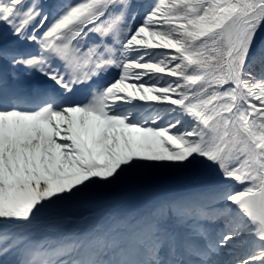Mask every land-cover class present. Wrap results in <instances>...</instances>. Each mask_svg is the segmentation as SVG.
Masks as SVG:
<instances>
[{"label": "snow or ice", "instance_id": "snow-or-ice-1", "mask_svg": "<svg viewBox=\"0 0 264 264\" xmlns=\"http://www.w3.org/2000/svg\"><path fill=\"white\" fill-rule=\"evenodd\" d=\"M194 165L207 184L49 226ZM0 264H264V0H0Z\"/></svg>", "mask_w": 264, "mask_h": 264}, {"label": "bare ground", "instance_id": "bare-ground-1", "mask_svg": "<svg viewBox=\"0 0 264 264\" xmlns=\"http://www.w3.org/2000/svg\"><path fill=\"white\" fill-rule=\"evenodd\" d=\"M178 182H180V180H178ZM145 186L149 187V189H152L151 190L152 193L145 194V196L147 195L148 197H151L156 201L161 199V198L173 196L174 194H176L178 192L177 181L175 179L169 178V177L159 178L158 180H155L151 183H145ZM136 188H137L136 186H132L130 189L123 191L122 193L119 194V198L120 197L123 199L125 198L124 201L128 202V198H126L125 196H128V197L132 196V191ZM154 202L155 201H153L152 203H154ZM87 205H89L88 202L87 203H81V204L79 203V204L75 205L74 207H72V206L65 207V208H69L70 210L69 209L64 210L65 208H63L62 211H60V213H58L49 222V226L64 227L67 225L70 227L92 228V227L98 226L97 221L99 219L101 212L104 209L115 207L118 209V211L121 214L126 215L128 213L141 211V210L147 208L148 206H150V205H148V206L147 205H141V204L136 203L132 200L131 201L129 200L128 204L125 206H122V205H113L112 206L111 204H101L99 207L95 208V210L92 209L93 212L90 213V212L86 211L89 208H84V207H88ZM133 205L135 207H133ZM83 212H85V214H86L85 216L82 215ZM87 213H88V215H87ZM69 220H71L70 225L68 224Z\"/></svg>", "mask_w": 264, "mask_h": 264}, {"label": "trees", "instance_id": "trees-1", "mask_svg": "<svg viewBox=\"0 0 264 264\" xmlns=\"http://www.w3.org/2000/svg\"><path fill=\"white\" fill-rule=\"evenodd\" d=\"M136 2H137V3H141V4H143V3H147V2H149V0H144V1H142V2L136 1ZM199 168H200L199 165H194V166H192V167L187 168L186 170L192 172V171L197 170V169H199Z\"/></svg>", "mask_w": 264, "mask_h": 264}, {"label": "rangeland", "instance_id": "rangeland-1", "mask_svg": "<svg viewBox=\"0 0 264 264\" xmlns=\"http://www.w3.org/2000/svg\"><path fill=\"white\" fill-rule=\"evenodd\" d=\"M182 171H183V169H181ZM164 173H168V172H165L164 171ZM201 180V183H203L204 182V179L203 178H201L200 179ZM136 181V180H135ZM135 181H132V182H135ZM131 182V183H132ZM209 181H207V182H205V183H203V184H201V186H203V185H205V184H207ZM95 194H97V190H95V191H93ZM103 193V192H102ZM109 195V193L108 194H106V196H108Z\"/></svg>", "mask_w": 264, "mask_h": 264}]
</instances>
